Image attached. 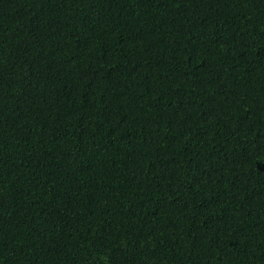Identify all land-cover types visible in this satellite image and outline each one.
Here are the masks:
<instances>
[{
	"label": "trees",
	"instance_id": "obj_1",
	"mask_svg": "<svg viewBox=\"0 0 264 264\" xmlns=\"http://www.w3.org/2000/svg\"><path fill=\"white\" fill-rule=\"evenodd\" d=\"M0 264H264V0H0Z\"/></svg>",
	"mask_w": 264,
	"mask_h": 264
}]
</instances>
